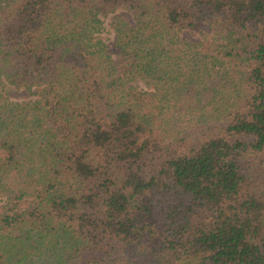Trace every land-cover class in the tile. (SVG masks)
Listing matches in <instances>:
<instances>
[{"label":"trees","instance_id":"1","mask_svg":"<svg viewBox=\"0 0 264 264\" xmlns=\"http://www.w3.org/2000/svg\"><path fill=\"white\" fill-rule=\"evenodd\" d=\"M0 264H264V0H0Z\"/></svg>","mask_w":264,"mask_h":264}]
</instances>
